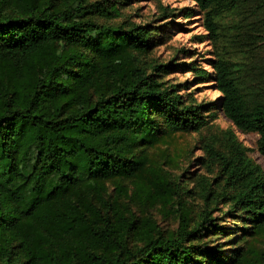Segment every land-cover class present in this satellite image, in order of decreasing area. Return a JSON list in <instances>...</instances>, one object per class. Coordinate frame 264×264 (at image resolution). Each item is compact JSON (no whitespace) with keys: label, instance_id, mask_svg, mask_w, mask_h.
Segmentation results:
<instances>
[{"label":"trees","instance_id":"obj_1","mask_svg":"<svg viewBox=\"0 0 264 264\" xmlns=\"http://www.w3.org/2000/svg\"><path fill=\"white\" fill-rule=\"evenodd\" d=\"M191 1L215 48L230 16H241L233 26L264 25V0ZM116 13L105 1L0 0V264H202L201 255L221 263L218 251L192 244L214 226L209 211L191 228L179 201V227L169 234L119 201L126 186L117 184L108 196V182L138 176L145 159L136 150L158 132L159 121L173 133L209 124V108L163 88L161 67L139 64L136 55L151 47L149 25L95 18ZM245 66L216 52L221 96L211 109L237 130L257 133L264 157V62ZM245 76L258 86L249 88ZM226 142L227 152L206 146L210 160L203 163L218 165L223 185L205 200H223L226 214L260 228L264 172L233 134ZM184 192L179 188V199ZM243 257L238 250L228 264Z\"/></svg>","mask_w":264,"mask_h":264},{"label":"rangeland","instance_id":"obj_2","mask_svg":"<svg viewBox=\"0 0 264 264\" xmlns=\"http://www.w3.org/2000/svg\"><path fill=\"white\" fill-rule=\"evenodd\" d=\"M87 1H105L118 9L112 18L96 15L100 23L111 26L123 23L129 26L149 25L151 47L149 51L136 55L139 64H145L149 70L152 65L161 67L157 72V81L163 88L174 90L185 103L209 108L205 114L209 115V124L199 132H169L165 123L159 121L158 132L136 150L135 156L145 159L138 176L128 181L108 182V196L117 184L126 186L128 194L120 197L119 201L137 217L152 216L158 227L169 234L175 233L179 227V201L184 202L191 228L201 222L205 211H209L214 226L193 241V245L218 251L220 264H228L229 258L238 250L244 254L240 264H264V226L254 229V222L246 223L236 214H226L228 206L219 198L205 200L207 193L214 191L215 195L223 182L219 180L217 164L210 169L204 165L205 161L210 160L207 144L213 143L217 150L227 152L226 138L233 134L235 140L246 149L248 158L264 172V157L258 149L259 135L237 130L217 108L211 109V104H216L221 96L214 81L213 60L216 52L232 58L235 63H246L244 69L262 64L264 25H260L258 20H249L233 26L241 16H230L224 19L222 42L215 48L204 27L203 12L191 0ZM248 36L255 37L257 42L247 39ZM114 60L119 63L121 59L115 57ZM244 80L249 88H255L251 83L257 85L246 76ZM179 188L185 191L182 199L177 196ZM216 226L223 229L213 230ZM197 261L212 264V257L201 255Z\"/></svg>","mask_w":264,"mask_h":264}]
</instances>
